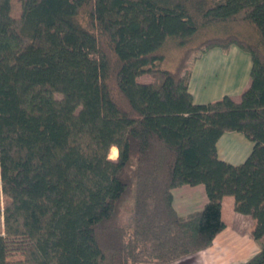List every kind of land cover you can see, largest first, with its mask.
I'll return each instance as SVG.
<instances>
[{
    "label": "trees",
    "instance_id": "trees-1",
    "mask_svg": "<svg viewBox=\"0 0 264 264\" xmlns=\"http://www.w3.org/2000/svg\"><path fill=\"white\" fill-rule=\"evenodd\" d=\"M234 45L248 88L196 104L191 53ZM227 132L254 144L241 165ZM184 185L209 201L181 216ZM226 196L264 264V0H0V264H176L226 228Z\"/></svg>",
    "mask_w": 264,
    "mask_h": 264
},
{
    "label": "crops",
    "instance_id": "crops-1",
    "mask_svg": "<svg viewBox=\"0 0 264 264\" xmlns=\"http://www.w3.org/2000/svg\"><path fill=\"white\" fill-rule=\"evenodd\" d=\"M192 64L189 91L196 104H208L224 97L238 99L250 84L252 58L236 45L227 51L210 49ZM253 147V142L243 133L227 132L217 142V153L220 160L237 166L247 159ZM173 196L174 208L181 216L202 210L209 201L204 185L178 187L173 190ZM222 218L226 228L213 245L182 261L192 258V264H244L260 251L252 237L256 220L235 211L233 196L224 197Z\"/></svg>",
    "mask_w": 264,
    "mask_h": 264
},
{
    "label": "rangeland",
    "instance_id": "rangeland-1",
    "mask_svg": "<svg viewBox=\"0 0 264 264\" xmlns=\"http://www.w3.org/2000/svg\"><path fill=\"white\" fill-rule=\"evenodd\" d=\"M169 50L170 52L173 54H175V56L178 57V55L180 53H182V50L181 48L175 46L174 44H170L169 45ZM198 53L199 51H194L191 53L190 55V58H189V62L192 63L198 56ZM178 54V55H177ZM114 152H113V148L110 152V158L111 159H116L117 157H114ZM4 231V219L2 216H0V234L3 233ZM9 261H10V264H25L24 263V258L20 255V254H12L10 257H9ZM193 263V260L192 258L188 259L187 261H182L181 263L179 264H192Z\"/></svg>",
    "mask_w": 264,
    "mask_h": 264
},
{
    "label": "clouds",
    "instance_id": "clouds-1",
    "mask_svg": "<svg viewBox=\"0 0 264 264\" xmlns=\"http://www.w3.org/2000/svg\"><path fill=\"white\" fill-rule=\"evenodd\" d=\"M115 151V149H113V152Z\"/></svg>",
    "mask_w": 264,
    "mask_h": 264
}]
</instances>
